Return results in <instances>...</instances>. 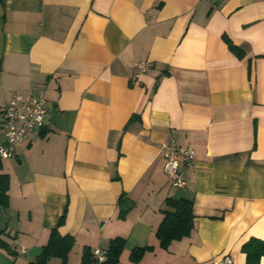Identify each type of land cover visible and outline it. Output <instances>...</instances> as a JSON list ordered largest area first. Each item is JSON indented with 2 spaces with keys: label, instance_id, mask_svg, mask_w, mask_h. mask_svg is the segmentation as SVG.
Wrapping results in <instances>:
<instances>
[{
  "label": "crops",
  "instance_id": "0c3cea01",
  "mask_svg": "<svg viewBox=\"0 0 264 264\" xmlns=\"http://www.w3.org/2000/svg\"><path fill=\"white\" fill-rule=\"evenodd\" d=\"M14 93L46 113L0 162V264L35 262L52 229L73 242L43 264L115 237L114 264H246L243 243L264 240V0H0V111ZM171 139L195 151L185 186L163 170ZM168 197L193 226L162 247Z\"/></svg>",
  "mask_w": 264,
  "mask_h": 264
},
{
  "label": "trees",
  "instance_id": "16d2710c",
  "mask_svg": "<svg viewBox=\"0 0 264 264\" xmlns=\"http://www.w3.org/2000/svg\"><path fill=\"white\" fill-rule=\"evenodd\" d=\"M224 39L230 49L237 55H242V50L233 45L227 35ZM8 174L0 172V206L8 205ZM167 207L162 209L164 217L156 229V236L159 244L166 247L170 241L188 236L193 226V215L191 201L187 199L166 198ZM119 211L124 213L132 205V201L126 195H120L118 199ZM2 230L0 229V233ZM73 242L70 235H60L56 229H52L47 243L43 246L42 252L35 262L29 264H43L49 256H60L63 260ZM0 245L5 246L4 241L0 239ZM124 245V238L115 237L110 240L109 246L105 249L106 258L100 264H114ZM148 247L138 248L134 251L137 255ZM242 249L246 254V264H259V259L264 256V240L252 237L243 243ZM92 249H86L82 256V264H93Z\"/></svg>",
  "mask_w": 264,
  "mask_h": 264
},
{
  "label": "built area",
  "instance_id": "2783aa9c",
  "mask_svg": "<svg viewBox=\"0 0 264 264\" xmlns=\"http://www.w3.org/2000/svg\"><path fill=\"white\" fill-rule=\"evenodd\" d=\"M150 66L147 60L136 63L131 79L136 81L138 76L147 71ZM45 103V99L41 96L26 99L21 93H14L2 106L0 113L4 140L0 142V162L5 158L13 157L28 133L42 123L46 113ZM161 151L165 159L163 170L170 184L185 186V180L179 176V169L182 165L192 164L194 149L171 139L162 143ZM92 253L95 259L93 264H100L106 258L103 248L96 247ZM214 264H232V258L229 254H224L214 261Z\"/></svg>",
  "mask_w": 264,
  "mask_h": 264
}]
</instances>
